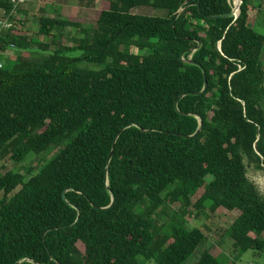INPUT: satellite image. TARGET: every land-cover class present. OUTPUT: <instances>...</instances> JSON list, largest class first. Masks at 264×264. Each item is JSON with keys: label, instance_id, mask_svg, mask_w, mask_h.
<instances>
[{"label": "trees", "instance_id": "16d2710c", "mask_svg": "<svg viewBox=\"0 0 264 264\" xmlns=\"http://www.w3.org/2000/svg\"><path fill=\"white\" fill-rule=\"evenodd\" d=\"M242 1L235 19L220 16L235 0H81V17L33 18L36 37L10 18L0 52L30 56L0 66V264H183L206 239L185 226L191 206L235 213L234 247L264 261L244 163L264 169L262 6ZM12 9L0 0V18ZM196 264L222 263L205 248Z\"/></svg>", "mask_w": 264, "mask_h": 264}, {"label": "rangeland", "instance_id": "374dc122", "mask_svg": "<svg viewBox=\"0 0 264 264\" xmlns=\"http://www.w3.org/2000/svg\"><path fill=\"white\" fill-rule=\"evenodd\" d=\"M35 1V2H34ZM33 2V3H31ZM63 3V0H28L26 3H22L18 6L19 11L17 14V17L22 18L23 21L28 23V26H23V30L25 29L27 31H30L32 33V36H37V31L39 25L35 21V19L27 20L24 19V13L29 11V14L34 16L41 15V9L42 3H45L46 9L51 8V13H54V15H57L59 12V7L61 8V4L67 5V11L66 13H71L76 17L82 16V4L81 0H71L67 2V0ZM100 2V1H99ZM31 3V4H30ZM29 5V6H28ZM261 6H262V13L257 16V11L254 10L252 13V22L255 25L256 31L258 33L264 34V0H261ZM140 13H146L150 14L151 9H140ZM16 15V14H15ZM4 16L3 12H0V17ZM2 19V18H0ZM22 24V23H21ZM19 24V25H21ZM68 28L63 29H55L54 33L58 34L60 32H66ZM29 33V34H30ZM31 35V34H30ZM41 40V38H40ZM72 45V44H70ZM37 48V47H36ZM14 50L13 52H10V55L13 61L7 60L5 57H2L1 64H4L6 67L11 68L14 64V61H16L20 55L23 56H30L29 51H21L17 48H11ZM37 50V49H35ZM133 51L137 53V49L133 48ZM141 54L147 53V50H139ZM23 52V53H22ZM37 55H32V60H37ZM264 60V56H263ZM0 64V65H1ZM79 69H96L92 67L91 64L87 63H80L77 65ZM30 163V160L23 164H19L18 169L21 170V172L25 173V167H27ZM244 163L247 166V172L248 177L255 182V184L258 186L260 192L264 194V169H257L254 165H250L248 163V160L245 158ZM12 165L4 163L3 161H0V170H2V173H5L7 170L11 169ZM208 182L211 181V178L208 177ZM204 192V189H200L193 197L192 202L195 204L199 198L202 196ZM180 208V203H175L173 205H170L165 212H167L166 215H162L161 222L165 223L167 225L166 231L171 232L174 225L170 224L172 221L173 212H177ZM191 211V214H189L186 219L188 222L185 223V226L188 229H192L194 227L204 229L206 231V239L201 243V245L195 250L193 255L189 257L183 264H196L201 257L202 252L205 248L211 249L212 253L218 257L219 261L222 264H256V262L262 264L264 263L263 260H257L253 258L252 252H241L239 248H235L233 245V239L227 232V229L230 227V225L233 223L235 219V213H231L228 210L224 208H219L215 213H211L207 208L203 209L199 216H197L198 211L195 209V207L191 206L189 208ZM142 264H156L155 259H151L150 261H143V259H140Z\"/></svg>", "mask_w": 264, "mask_h": 264}, {"label": "water", "instance_id": "95a60500", "mask_svg": "<svg viewBox=\"0 0 264 264\" xmlns=\"http://www.w3.org/2000/svg\"><path fill=\"white\" fill-rule=\"evenodd\" d=\"M242 2H243L242 0H237V2L234 4V7H233V9H232V11H231L230 13L223 14V15H220V16L234 17L235 19L238 18L239 15H240V13H241V5H242ZM182 10H183V9H181V10H179V11L177 12L174 21H175V20L177 19V17L180 15V13L182 12ZM217 17H219V16H210V18H217ZM200 45H201V43H199L197 49L200 48ZM220 48H221V45H220ZM191 57H192V55H191ZM189 62H191V63L194 64V65L199 66V64H197L195 61L191 60V58L189 59ZM203 73L205 74V70H203ZM207 87H208V83H207L206 75H205V85H204V88H203L202 91H200V92H198V93H196V94H198V95L203 94V93L207 90ZM201 126H202V120L200 119V127H201ZM199 132H200V129H198L197 132H196L195 134H193V135H188V136H186V137H195L196 135L199 134ZM116 141H117V139L114 141V145H113V147L115 146ZM112 155H113V152H111L110 158L112 157ZM112 196H113V202H112V204H114L115 201H116V198H115V196H114L113 193H112ZM24 261H30V260H29V259H24V260L20 261L19 263L24 262ZM19 263H17V264H19Z\"/></svg>", "mask_w": 264, "mask_h": 264}, {"label": "crops", "instance_id": "0c3cea01", "mask_svg": "<svg viewBox=\"0 0 264 264\" xmlns=\"http://www.w3.org/2000/svg\"><path fill=\"white\" fill-rule=\"evenodd\" d=\"M66 1V0H65ZM69 1H71V0H67V2H69ZM100 0H97V2H99ZM35 2V1H34ZM31 3H33V2H31ZM30 3V4H31ZM63 3H65L64 2V0H63ZM43 5H42V8L43 9H41V14L43 13V11H45V12H48V13H50L51 14V8H49V9H46V5H45V3H42ZM29 6V5H28ZM66 11H67V5H65V4H61V8L59 7V13L60 14H62V15H67V16H69V15H71V16H73V14H71V13H66ZM26 13H28V15L27 16H24V19L26 18L27 20H32L33 18H35V17H40V15L39 16H34V15H31V14H29V11L28 12H26ZM25 27H27L28 26V23H26V25H24ZM26 30V29H25ZM27 31V30H26ZM28 32V35L29 36H32V33H30V31H27ZM31 35H30V34ZM34 37V36H33ZM14 50H12V49H7L6 51H4V52H0V64L2 63V61H1V59H2V57H5L7 60H11V61H13L14 59H12L11 58V56H9L10 55V52H13ZM24 52V51H23ZM22 52V53H23Z\"/></svg>", "mask_w": 264, "mask_h": 264}, {"label": "built area", "instance_id": "2783aa9c", "mask_svg": "<svg viewBox=\"0 0 264 264\" xmlns=\"http://www.w3.org/2000/svg\"><path fill=\"white\" fill-rule=\"evenodd\" d=\"M28 0H12L13 9L5 18L0 19V37L2 35V31L4 29H8L12 26V22L10 21L11 17H16L19 11L18 6L22 3H26ZM16 14V15H15ZM1 66V65H0Z\"/></svg>", "mask_w": 264, "mask_h": 264}, {"label": "bare ground", "instance_id": "6f19581e", "mask_svg": "<svg viewBox=\"0 0 264 264\" xmlns=\"http://www.w3.org/2000/svg\"><path fill=\"white\" fill-rule=\"evenodd\" d=\"M237 2V0H235V3Z\"/></svg>", "mask_w": 264, "mask_h": 264}, {"label": "clouds", "instance_id": "9594fccd", "mask_svg": "<svg viewBox=\"0 0 264 264\" xmlns=\"http://www.w3.org/2000/svg\"><path fill=\"white\" fill-rule=\"evenodd\" d=\"M2 65V64H1Z\"/></svg>", "mask_w": 264, "mask_h": 264}]
</instances>
